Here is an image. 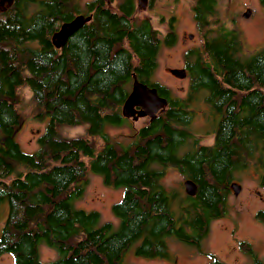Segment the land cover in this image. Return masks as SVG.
<instances>
[{
  "label": "trees",
  "instance_id": "16d2710c",
  "mask_svg": "<svg viewBox=\"0 0 264 264\" xmlns=\"http://www.w3.org/2000/svg\"><path fill=\"white\" fill-rule=\"evenodd\" d=\"M218 3L192 0L201 45L183 54L184 96L154 78L161 48L177 42L174 17L161 34L150 18L136 17L137 0H13L0 10V204L7 203L0 256L11 254L14 264H126L133 243L137 256L169 257L174 237L206 255V264H225L202 243L226 214L238 173L253 165L264 189V49L243 54L241 32L222 21ZM76 15L91 18L55 48L52 34ZM133 74L167 105L121 141L106 129L127 123L121 109ZM21 87L31 92L33 118L49 119L32 152L16 139L21 114L12 103ZM201 95L212 116L210 144L191 126ZM81 123L76 136L58 133ZM167 167L191 179L196 194L164 186ZM89 170L122 189L112 205L115 230L99 212L73 205ZM255 218L264 224V208ZM43 244L54 260H39ZM239 245L252 264H264L249 243Z\"/></svg>",
  "mask_w": 264,
  "mask_h": 264
},
{
  "label": "rangeland",
  "instance_id": "374dc122",
  "mask_svg": "<svg viewBox=\"0 0 264 264\" xmlns=\"http://www.w3.org/2000/svg\"><path fill=\"white\" fill-rule=\"evenodd\" d=\"M145 6H141V2ZM137 6L136 17H148L155 29L161 34L166 30L170 17L176 18L174 24L177 42L171 46H163L158 56V67L154 78L168 87L178 96H184L189 87V78L173 77L170 68H183V54L185 50L201 45V38L193 21L192 0H153L149 7V0H141ZM6 5V4H5ZM4 5V6H5ZM3 6V7H4ZM250 9L248 18L243 13ZM219 17L229 27H236L242 36L243 54L255 53L264 49V5L258 0H219ZM192 34V38H188ZM201 95L193 109L196 116L191 122L195 136L204 144H210L213 139L210 121L212 116ZM17 108L20 110L21 121L17 127L16 139L22 150L34 151L37 138L45 130L48 117L33 118L34 108L31 102V92L27 87H21L18 95ZM147 123L146 118L137 121L127 120L126 125L107 128L110 135L125 140L131 130ZM84 124L61 125L58 133L64 137L76 136L83 132ZM183 176L172 167H167L161 183L169 188H175L184 193ZM241 190L234 195L229 188L227 195V212L224 216L212 221L207 237L202 243V249L216 255L225 264H252L253 260L240 248L239 242L245 241L254 249L258 258L264 259V224L255 218L258 209L264 208V189L258 184V172L251 165L247 170L238 173L236 180ZM122 197V189L107 187L103 184L99 174L89 170L88 184L80 198L73 200L76 208L86 211H97L100 221H108L115 230L119 226V218L112 212V205ZM7 203L0 204V232L6 218ZM169 257L144 258L134 254L136 243H133L123 257L126 264H206L209 258L175 240L167 238ZM57 254L46 245H39L38 258L42 262L54 260ZM0 264H14L11 254L0 256Z\"/></svg>",
  "mask_w": 264,
  "mask_h": 264
},
{
  "label": "water",
  "instance_id": "95a60500",
  "mask_svg": "<svg viewBox=\"0 0 264 264\" xmlns=\"http://www.w3.org/2000/svg\"><path fill=\"white\" fill-rule=\"evenodd\" d=\"M13 0H0V6L9 5ZM138 5L141 0H137ZM141 6H145V2H141ZM251 10L247 9L243 13L244 18L250 16ZM90 16L76 15L70 21L63 22L58 30L51 36V42L57 49L63 47L67 39L79 30L86 22L90 20ZM189 39L192 38V34L187 35ZM169 73L178 79H183L187 76L186 69L183 68H170ZM167 105V100L164 97L159 96L157 90L154 87H149L146 84L141 83L133 74V80L131 90L122 105V115L127 118L137 120L139 117L149 116L153 118L158 111L164 110ZM136 107H139L137 109ZM184 191L189 196H194L197 191L196 184L191 179H185L183 182ZM230 190L234 195H237L241 190V185L237 181H232L229 184Z\"/></svg>",
  "mask_w": 264,
  "mask_h": 264
},
{
  "label": "flooded vegetation",
  "instance_id": "af4514ba",
  "mask_svg": "<svg viewBox=\"0 0 264 264\" xmlns=\"http://www.w3.org/2000/svg\"><path fill=\"white\" fill-rule=\"evenodd\" d=\"M259 2H260V0H258ZM261 3V2H260ZM4 6V5H3ZM3 6H0V10L3 8ZM17 105H18V103H17ZM12 107L15 109V108H17L16 106L14 107V105H13V103H12ZM137 109H139V107H136ZM18 109V108H17ZM161 111V110H160ZM18 112H19V114H20V110L18 109ZM121 112H122V109H121ZM159 112V111H158ZM157 112V113H158ZM156 113V114H157ZM123 116V115H122ZM124 117V116H123ZM155 117V116H154ZM153 117V118H154ZM126 119H131V120H133L132 118H127V117H125ZM141 118H146L147 119V122L150 120V119H152V118H150L149 116H143V117H139L137 120H139V119H141ZM137 120H133V121H137ZM143 126V125H142ZM141 127V126H140ZM139 128V127H138ZM134 129H137V128H134ZM18 141V140H17Z\"/></svg>",
  "mask_w": 264,
  "mask_h": 264
},
{
  "label": "bare ground",
  "instance_id": "6f19581e",
  "mask_svg": "<svg viewBox=\"0 0 264 264\" xmlns=\"http://www.w3.org/2000/svg\"><path fill=\"white\" fill-rule=\"evenodd\" d=\"M74 34V33H73Z\"/></svg>",
  "mask_w": 264,
  "mask_h": 264
}]
</instances>
